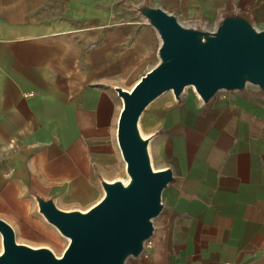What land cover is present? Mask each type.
<instances>
[{
  "label": "crops",
  "instance_id": "crops-1",
  "mask_svg": "<svg viewBox=\"0 0 264 264\" xmlns=\"http://www.w3.org/2000/svg\"><path fill=\"white\" fill-rule=\"evenodd\" d=\"M142 5L185 26L213 30L236 12L264 28V0H0V220L17 243L67 242L35 197L86 212L102 182L128 181L115 89L154 67L160 46ZM189 97L149 142L160 143L154 170L171 169L174 182L150 245L129 264H264V91L208 105ZM143 122L153 129L157 118Z\"/></svg>",
  "mask_w": 264,
  "mask_h": 264
},
{
  "label": "water",
  "instance_id": "water-1",
  "mask_svg": "<svg viewBox=\"0 0 264 264\" xmlns=\"http://www.w3.org/2000/svg\"><path fill=\"white\" fill-rule=\"evenodd\" d=\"M138 14L160 40L158 62L130 90L116 88L122 101L117 142L126 164L127 183L102 182L103 198L86 212L62 211L53 200L35 197L38 211L68 245L61 257L47 248L18 244L13 229L0 220V264H125L138 258L154 234L162 194L174 182L172 170H154L139 120L165 92L180 101L192 88L203 105L218 92L248 86L264 91V28L244 15L223 14L213 30L182 25L159 7L142 5Z\"/></svg>",
  "mask_w": 264,
  "mask_h": 264
},
{
  "label": "rangeland",
  "instance_id": "rangeland-1",
  "mask_svg": "<svg viewBox=\"0 0 264 264\" xmlns=\"http://www.w3.org/2000/svg\"><path fill=\"white\" fill-rule=\"evenodd\" d=\"M133 83H134V79H130V80L126 79L123 82V84H122V88L129 90L132 87ZM190 93H192V94H190ZM194 94H196V93L194 92V90L192 88H186L180 101H176L174 96H173V94L170 93V92H165L160 97H158L156 100H154L146 108V110L143 112V114L141 116L142 121H141V118H140L139 129H140V132H141L142 136L145 139L150 138V141H151L154 138L155 133L158 130L156 128L159 126V120L162 119L165 116V114L168 112V110L171 107H173L175 105V103H182V102H184L186 100V98H190L191 97V96L189 97V95H194ZM145 115L146 116H149V115L153 116L154 115L155 118H157V125L153 129H146V127L144 126L143 118L145 117ZM148 150H149V156H150L151 165L154 166L153 169H157L158 168V163L160 161L159 158L157 157L158 151L160 152V143L159 142L158 143L152 142L150 144V148H148ZM160 216H161V214L157 218H155L153 220V225L154 226L157 225ZM66 241H67L66 243H51L52 245L54 244L52 249L54 250L55 253L53 252V250H51L49 248H47V249L51 250L53 252V254L56 257L59 258V257L62 256V255H60L61 251L63 249L65 250L67 245H68V240H66ZM18 244L31 246V247L46 248V247H43V246H45L47 244L49 245L50 243H18ZM0 247H1V243H0ZM132 261H134V258H128L126 260L125 264H129Z\"/></svg>",
  "mask_w": 264,
  "mask_h": 264
},
{
  "label": "built area",
  "instance_id": "built-area-1",
  "mask_svg": "<svg viewBox=\"0 0 264 264\" xmlns=\"http://www.w3.org/2000/svg\"><path fill=\"white\" fill-rule=\"evenodd\" d=\"M230 93V92H225V91H221V92H218L214 98H219V99H225L227 97V94ZM213 98V99H214ZM150 245V239L147 240L145 243H144V250L147 246ZM143 250V252H144Z\"/></svg>",
  "mask_w": 264,
  "mask_h": 264
},
{
  "label": "bare ground",
  "instance_id": "bare-ground-1",
  "mask_svg": "<svg viewBox=\"0 0 264 264\" xmlns=\"http://www.w3.org/2000/svg\"><path fill=\"white\" fill-rule=\"evenodd\" d=\"M168 92H170V91H168ZM171 93V92H170Z\"/></svg>",
  "mask_w": 264,
  "mask_h": 264
}]
</instances>
